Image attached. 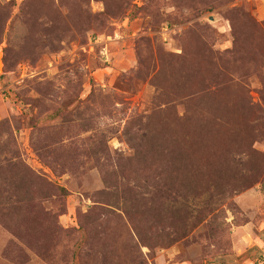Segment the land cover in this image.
Returning a JSON list of instances; mask_svg holds the SVG:
<instances>
[{"label":"rangeland","instance_id":"obj_1","mask_svg":"<svg viewBox=\"0 0 264 264\" xmlns=\"http://www.w3.org/2000/svg\"><path fill=\"white\" fill-rule=\"evenodd\" d=\"M262 10L0 0V264H264Z\"/></svg>","mask_w":264,"mask_h":264},{"label":"bare ground","instance_id":"obj_2","mask_svg":"<svg viewBox=\"0 0 264 264\" xmlns=\"http://www.w3.org/2000/svg\"><path fill=\"white\" fill-rule=\"evenodd\" d=\"M0 59H1V52H0ZM2 68H3V65L0 62V75H1Z\"/></svg>","mask_w":264,"mask_h":264},{"label":"water","instance_id":"obj_3","mask_svg":"<svg viewBox=\"0 0 264 264\" xmlns=\"http://www.w3.org/2000/svg\"><path fill=\"white\" fill-rule=\"evenodd\" d=\"M0 52H1V51H0ZM0 62H1V64L4 66V62H3V57H2V56H1Z\"/></svg>","mask_w":264,"mask_h":264},{"label":"crops","instance_id":"obj_4","mask_svg":"<svg viewBox=\"0 0 264 264\" xmlns=\"http://www.w3.org/2000/svg\"><path fill=\"white\" fill-rule=\"evenodd\" d=\"M261 15H262L261 17L263 18V17H264V16H263V15H264V10H262Z\"/></svg>","mask_w":264,"mask_h":264},{"label":"trees","instance_id":"obj_5","mask_svg":"<svg viewBox=\"0 0 264 264\" xmlns=\"http://www.w3.org/2000/svg\"><path fill=\"white\" fill-rule=\"evenodd\" d=\"M4 63H5V59H3Z\"/></svg>","mask_w":264,"mask_h":264}]
</instances>
